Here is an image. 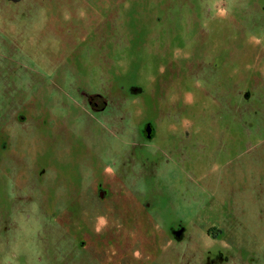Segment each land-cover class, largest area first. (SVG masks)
Wrapping results in <instances>:
<instances>
[{
  "label": "rangeland",
  "instance_id": "rangeland-1",
  "mask_svg": "<svg viewBox=\"0 0 264 264\" xmlns=\"http://www.w3.org/2000/svg\"><path fill=\"white\" fill-rule=\"evenodd\" d=\"M0 264H264V0H0Z\"/></svg>",
  "mask_w": 264,
  "mask_h": 264
},
{
  "label": "flooded vegetation",
  "instance_id": "flooded-vegetation-1",
  "mask_svg": "<svg viewBox=\"0 0 264 264\" xmlns=\"http://www.w3.org/2000/svg\"><path fill=\"white\" fill-rule=\"evenodd\" d=\"M16 1V0H14ZM88 103L91 104L94 108V110H98L100 112H104V107L106 106V103L104 102V99L98 97V96H91L88 98ZM103 182H98V190H102L104 192L109 193V189L108 188H104L103 186Z\"/></svg>",
  "mask_w": 264,
  "mask_h": 264
}]
</instances>
